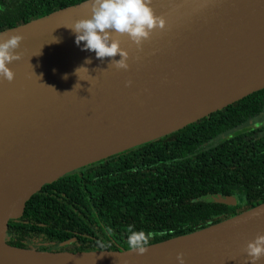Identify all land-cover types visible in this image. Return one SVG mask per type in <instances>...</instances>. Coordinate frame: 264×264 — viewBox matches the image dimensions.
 Segmentation results:
<instances>
[{"label":"water","instance_id":"obj_1","mask_svg":"<svg viewBox=\"0 0 264 264\" xmlns=\"http://www.w3.org/2000/svg\"><path fill=\"white\" fill-rule=\"evenodd\" d=\"M150 7L164 25L139 47L116 34L127 70L109 63L118 54L99 59L81 50L64 27L90 15L85 1L0 32V40L22 37L14 50L20 58L7 65L13 79H0V264H176L177 253L184 264H247L244 245L264 234V203L147 245L143 254L9 244L11 225L46 185L264 89V0H150ZM82 65L88 72L76 76ZM212 200L236 203L229 196Z\"/></svg>","mask_w":264,"mask_h":264},{"label":"trees","instance_id":"obj_2","mask_svg":"<svg viewBox=\"0 0 264 264\" xmlns=\"http://www.w3.org/2000/svg\"><path fill=\"white\" fill-rule=\"evenodd\" d=\"M84 1L0 0V32ZM263 107L264 89L46 185L11 225L9 244L50 252L128 250V226L151 233V245L264 203V125L215 142ZM214 196L234 197L236 203H215Z\"/></svg>","mask_w":264,"mask_h":264},{"label":"clouds","instance_id":"obj_3","mask_svg":"<svg viewBox=\"0 0 264 264\" xmlns=\"http://www.w3.org/2000/svg\"><path fill=\"white\" fill-rule=\"evenodd\" d=\"M85 3L90 15L75 20L70 27H64L74 34V43L81 50L94 52L96 58H111L118 54L119 59L109 62L117 69L127 70L128 53L121 47L116 34L127 36L133 44L139 47L149 38L153 29L162 28L164 25L163 18L153 13L150 0H85ZM21 39L19 34H14L8 36L7 39L0 40V79L2 80L11 81L13 79L14 74L7 65L20 58L19 53L14 50L18 48ZM90 62L89 58L84 59V64ZM80 70L88 72L87 68L82 65L74 70L76 76ZM108 232L110 233L111 229H108ZM150 235L151 233L145 234L143 230H133L132 226H128L127 247L137 254H143ZM243 251L247 264H256V261L264 256V234L247 241ZM176 264H184L182 253L176 254Z\"/></svg>","mask_w":264,"mask_h":264},{"label":"rangeland","instance_id":"obj_4","mask_svg":"<svg viewBox=\"0 0 264 264\" xmlns=\"http://www.w3.org/2000/svg\"><path fill=\"white\" fill-rule=\"evenodd\" d=\"M263 125H264V107H263L262 111L260 112V114L257 117L248 120L242 126L238 127L234 131H231V132H229L227 134L222 135L221 137L216 139L215 142H217L218 140L224 139L225 137L228 136V134L232 135L233 133H239V132L248 131V130H251L253 128H258V127L263 126Z\"/></svg>","mask_w":264,"mask_h":264},{"label":"flooded vegetation","instance_id":"obj_5","mask_svg":"<svg viewBox=\"0 0 264 264\" xmlns=\"http://www.w3.org/2000/svg\"><path fill=\"white\" fill-rule=\"evenodd\" d=\"M92 165H93V164H92ZM89 166H90V165H89ZM87 167H88V166H87ZM71 240H73V239H71ZM68 241H69V240H68ZM71 243H72V242H71ZM71 243H70V244H71ZM70 244H69V245H70ZM66 246H68V245H66ZM34 247H35V246H34Z\"/></svg>","mask_w":264,"mask_h":264}]
</instances>
